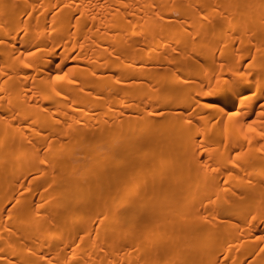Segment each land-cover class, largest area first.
Listing matches in <instances>:
<instances>
[{
	"label": "bare ground",
	"instance_id": "bare-ground-1",
	"mask_svg": "<svg viewBox=\"0 0 264 264\" xmlns=\"http://www.w3.org/2000/svg\"><path fill=\"white\" fill-rule=\"evenodd\" d=\"M0 264H264V0H0Z\"/></svg>",
	"mask_w": 264,
	"mask_h": 264
},
{
	"label": "snow or ice",
	"instance_id": "snow-or-ice-1",
	"mask_svg": "<svg viewBox=\"0 0 264 264\" xmlns=\"http://www.w3.org/2000/svg\"><path fill=\"white\" fill-rule=\"evenodd\" d=\"M232 89H230L229 87L225 86L224 90H223V95L221 100L215 101L216 103H225V106H227L228 103H232Z\"/></svg>",
	"mask_w": 264,
	"mask_h": 264
}]
</instances>
